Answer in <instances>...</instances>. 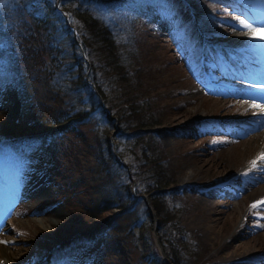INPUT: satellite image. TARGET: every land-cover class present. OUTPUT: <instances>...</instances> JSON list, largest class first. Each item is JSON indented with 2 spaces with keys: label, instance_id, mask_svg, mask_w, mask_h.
Returning <instances> with one entry per match:
<instances>
[{
  "label": "rangeland",
  "instance_id": "1",
  "mask_svg": "<svg viewBox=\"0 0 264 264\" xmlns=\"http://www.w3.org/2000/svg\"><path fill=\"white\" fill-rule=\"evenodd\" d=\"M48 1V8L36 5V14L47 20L56 58L64 61L60 69L65 68V81L59 86L67 95L62 102L51 97L60 92H48L39 79L30 81L32 75L23 64L10 62L7 46L0 50V138L5 141L0 144V241L6 242L0 243V262L38 264L47 257L45 264L118 263L122 260L114 250L100 248L116 236L123 241L117 244L126 264H165L163 257L172 264L154 242L144 199L150 208L151 204L144 195L130 214H119L105 232L89 236L91 240L83 245L67 246L73 235L87 233L99 220L88 224L76 221L78 216L69 207L81 209L77 201L70 199L67 204L61 200L65 187L59 179L69 172L65 168H72L69 176L75 188L90 185L82 200L92 201L94 207L114 199V194H124L122 186L115 187L117 179L123 180V173L120 168L111 170L110 181L104 183V174L96 171L90 152L80 149L75 155L77 162L67 160L76 150L77 137L53 132L67 121L54 127L45 122V108L52 107L50 114L55 116L69 105L73 111L90 106L86 93L74 92L69 80L80 66L73 56L81 54L79 45L70 44L74 31L64 28L69 18L59 11L56 0ZM195 1L196 5L193 1L185 4L190 9L200 8L196 13L170 0H127L112 10L99 4L87 6L94 15L120 29L131 21L141 39L156 48L162 41L168 42L164 50H158L169 57L176 54L174 70L168 67L160 78L162 85L155 90L158 104L169 105L173 115L145 140L146 145L156 142L164 150L177 185H188L181 190L188 212L173 222L184 240H199L208 249L205 264H264V227L260 226L264 225V205L256 210L249 207L264 199V162L252 164L264 153V117H259L258 108L251 107L253 102L264 104L258 96H264V88L252 87L264 84V41L250 40L246 29L234 30L236 18L254 26L264 25V0H211L223 6L225 17L209 1ZM17 2L0 0V6L13 8ZM202 18L208 21L202 24ZM152 29L153 38H149ZM79 71H84L83 66ZM255 77L262 82H253ZM98 117L95 129L111 140L113 129ZM171 124L177 128L170 129ZM25 136H33L30 148L8 146L11 139ZM109 142L113 147L115 141ZM64 152L65 160L61 158ZM171 241L177 247L183 244L178 235L173 234ZM57 246L66 247L49 255Z\"/></svg>",
  "mask_w": 264,
  "mask_h": 264
},
{
  "label": "trees",
  "instance_id": "2",
  "mask_svg": "<svg viewBox=\"0 0 264 264\" xmlns=\"http://www.w3.org/2000/svg\"><path fill=\"white\" fill-rule=\"evenodd\" d=\"M56 1L58 9L69 18L64 23L65 30L71 28L74 31L70 44H77L81 49V54L73 56L72 59L80 66L75 74L70 75V84L74 92L82 90L86 93L90 106L73 111L72 106L69 105L66 110L55 116L50 114L52 107L49 110L45 108L42 110L45 122L49 123L50 127H54L67 121L65 126L53 130V132L60 131L63 137L67 132L77 137L76 150L72 151V157H67V160L72 159L77 162L75 155H78L80 149L82 152L83 150L90 152L96 171L104 174L102 182L108 183L111 170L113 172L115 168H120L123 180L117 179L115 187L119 189V186H122L124 189V194H114V199L94 207L92 201L88 200L85 203L82 200L83 196L89 192L90 185L75 188L69 176L73 170L67 166L65 169L69 172L59 179L65 187L61 200L69 204L70 199H74L78 207L84 210L69 207L72 214L78 216L75 218L76 221L88 224L99 220L92 230L69 239L67 246L83 245L91 240L90 237L105 232L111 221L119 214H130L132 207L140 200L139 196L144 195L149 198L151 209L156 215V238L168 261L172 264H205L204 256L208 249L199 240H184L186 237L173 223L188 212L187 200L181 194V190L184 191L188 185H177L164 150L156 142L146 145L145 140L149 133L156 134L157 128H163L173 115L169 105L158 104V94L155 90L157 86L162 85L160 78L170 69L168 67L174 70L176 54L173 53L174 57H169L158 50L159 48L164 50L168 42L162 41L161 46L156 48L148 40L141 39L131 21L120 29L119 25L107 23L94 15L87 6L99 4L112 10L116 5L127 0ZM170 1L189 12L196 13L200 9H190L186 6L187 1H193L196 5L195 0ZM206 1L219 7L218 13L221 17L226 16L222 5L211 0ZM200 3L202 1H198V4ZM37 4L48 8L50 2L48 0H18L13 8L0 6V50L7 46L11 50L10 62L23 64L27 74L32 75L30 81L39 79L42 87L48 92L52 93L54 89L60 92L51 97L52 99L58 97L62 102L63 97L67 95L65 89L59 86L65 81L62 77L65 68L60 69L64 61L56 58V50L53 48L55 42L50 32H47L48 22L41 15L36 14ZM161 12L166 13L167 10L161 9ZM205 21L207 22L208 19L202 18L201 23ZM154 30H150L147 37L153 38ZM44 56H46L45 61ZM0 57H2L1 51ZM170 58L174 62H171ZM81 66L85 72L79 71ZM97 114L100 116L98 117L100 122L114 130L111 136V140L115 141L113 147L109 142V136L95 129ZM222 118H228V116ZM70 126H73L75 131H70ZM176 128L177 125L171 124L170 129ZM67 136L70 137V135ZM31 138L33 136L13 138L8 141V146L12 149H16L18 147L16 145L30 148ZM0 144H5L1 138ZM65 152L61 156L63 160H65L63 157L67 156ZM167 200H171V203L168 204ZM113 208L117 211L112 212ZM160 211L163 212L162 215H158ZM108 212L109 215L106 214ZM173 234L178 235L182 240L181 247H177L171 241ZM119 239L116 236L108 238L100 246V248L109 246V249L114 250V253L122 260L118 263L110 260V264H126L125 258L119 253L117 242H123L118 241ZM113 243L116 245L111 246ZM65 247L61 246L56 250H64Z\"/></svg>",
  "mask_w": 264,
  "mask_h": 264
},
{
  "label": "snow or ice",
  "instance_id": "3",
  "mask_svg": "<svg viewBox=\"0 0 264 264\" xmlns=\"http://www.w3.org/2000/svg\"><path fill=\"white\" fill-rule=\"evenodd\" d=\"M238 20V23L234 30L237 29H246L247 30V36L250 40L253 41H264V25L262 26H254L251 22H246L243 18H236ZM253 88H264V85H252ZM251 107L258 108L260 110L259 117H264V104L253 102L251 104ZM254 115H257L254 113ZM264 162V153H261L255 161H252V164L255 165L257 162ZM264 205V199H261L259 201L254 202L251 204L250 210H256L259 206ZM261 227H264V225H260ZM0 243H6L5 241H0ZM2 264V262H0Z\"/></svg>",
  "mask_w": 264,
  "mask_h": 264
},
{
  "label": "water",
  "instance_id": "4",
  "mask_svg": "<svg viewBox=\"0 0 264 264\" xmlns=\"http://www.w3.org/2000/svg\"><path fill=\"white\" fill-rule=\"evenodd\" d=\"M140 197L142 199H144V196L140 195ZM144 202H145V204H146V206L148 208V211H149V214H150V217H151L150 229H151V233L154 235V240H155L154 242L157 245L158 249H160V246H159V244L157 242V239L155 237V227H156L155 226V222H156V216H155L154 212L152 211V209L150 208L149 202L146 199H144ZM160 255L162 256L161 251H160ZM163 259L165 261V264H169L164 257H163Z\"/></svg>",
  "mask_w": 264,
  "mask_h": 264
},
{
  "label": "bare ground",
  "instance_id": "5",
  "mask_svg": "<svg viewBox=\"0 0 264 264\" xmlns=\"http://www.w3.org/2000/svg\"><path fill=\"white\" fill-rule=\"evenodd\" d=\"M251 80V79H250ZM252 81L254 82V81H257V82H262V79L261 78H259V77H255L254 79H252ZM259 96V98H260V100H264V96L262 97L261 95H258ZM254 97V96H253ZM255 98V97H254ZM256 100H258L257 98H255ZM260 100H258L259 102H260ZM261 102H263V101H261Z\"/></svg>",
  "mask_w": 264,
  "mask_h": 264
}]
</instances>
